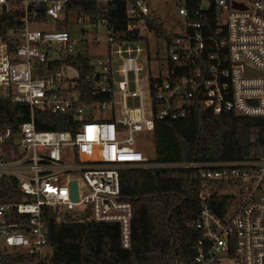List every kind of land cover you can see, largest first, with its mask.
Returning a JSON list of instances; mask_svg holds the SVG:
<instances>
[{
    "label": "built area",
    "instance_id": "2783aa9c",
    "mask_svg": "<svg viewBox=\"0 0 264 264\" xmlns=\"http://www.w3.org/2000/svg\"><path fill=\"white\" fill-rule=\"evenodd\" d=\"M89 1L112 0H0V15L16 3L24 11V26L10 30L7 40L0 38V92L30 108V120L19 126L17 134L0 132V180L17 179L24 196L22 202L0 203V264L6 250L37 257L12 264H49L42 207L56 211L58 222L117 223L122 248H130L132 207L121 199L119 173L127 167L157 166L134 149L133 138L137 132H153L155 120L185 117L196 102L214 114L231 110L264 118V0H164L177 5L184 25L179 33L163 38L165 58L157 52L144 55L154 68L147 69L149 116H144L142 89L128 92V72L134 73L136 85L140 80L135 55L142 53L138 43L143 39H120L105 18L98 19L96 29L106 25L108 43L118 44L114 54L121 59L118 89L124 114L117 120L84 116L86 106H74L76 94L61 77L65 59L75 54L76 45L66 29L33 26L30 16L33 7L43 6L48 19L55 20L66 3ZM121 1L127 4L126 16L138 18L141 38L146 37V23L155 19L148 7L152 0ZM135 27L130 23L127 30ZM108 55L97 64L100 91L112 93L113 57ZM50 63H55L53 70ZM245 66L258 74H245ZM128 94L139 98L140 107L126 109ZM107 103L99 104L106 108ZM35 109L53 114L73 111L80 121L70 131H41L35 127ZM64 148L71 150V161L65 159ZM188 166L198 168L202 181L222 185V194L235 196L233 204L218 214L207 204L214 190L203 182L199 215L190 223L202 234L193 264H264V152L254 159ZM73 181L76 201L71 198ZM12 212L28 215L31 228L9 222Z\"/></svg>",
    "mask_w": 264,
    "mask_h": 264
},
{
    "label": "trees",
    "instance_id": "16d2710c",
    "mask_svg": "<svg viewBox=\"0 0 264 264\" xmlns=\"http://www.w3.org/2000/svg\"><path fill=\"white\" fill-rule=\"evenodd\" d=\"M125 1L107 3H66L55 20H49L44 7H33L30 22L44 29L67 30L68 16L87 18L95 23L105 18L108 26L120 34V39L141 38L137 19L126 16ZM24 11L16 5L0 15V38L7 40L10 30L24 26ZM136 27L127 30V25ZM50 26V27H47ZM148 31L157 39L166 33L156 19H148ZM210 34V31L207 32ZM17 43H12L15 47ZM158 54V51H157ZM67 66H73L77 76L69 84V92L76 94L75 107L110 102L112 93L101 92L100 72L87 57L80 53L67 56ZM55 63L49 64L53 70ZM196 66V65H195ZM192 67V70L195 68ZM30 120L28 105L13 101L0 92V132L10 130L17 134L19 126ZM73 112L53 114L34 110L35 127L41 131H70L79 122ZM157 165L127 167L120 170V196L131 204V245L121 246L120 227L111 222H58L56 211L42 207L41 215L50 249L45 261L49 264H169L181 262L193 264L198 244L202 239L199 230L190 226L201 208L199 192L203 182L214 191L208 199L209 207L218 214L233 204L235 196L221 193L222 185L202 181L198 168L189 163L231 162L254 159L264 152V118L247 117L231 110L214 114L197 102L185 117L155 120L153 130ZM19 181L15 178L0 180V203L22 202ZM65 219V218H64ZM9 222L21 223L31 228L28 215L12 212ZM37 257L24 251L6 250L3 264L32 262Z\"/></svg>",
    "mask_w": 264,
    "mask_h": 264
},
{
    "label": "rangeland",
    "instance_id": "374dc122",
    "mask_svg": "<svg viewBox=\"0 0 264 264\" xmlns=\"http://www.w3.org/2000/svg\"><path fill=\"white\" fill-rule=\"evenodd\" d=\"M151 15L162 26L163 30L168 34L179 33L183 28L184 21L178 14L177 5L172 1L152 0L148 3ZM41 27V26H40ZM50 27V26H47ZM67 32L72 42L76 45L73 53H80L87 57L91 62H94L95 69L101 71V66L97 64L98 60H105L110 53L113 57L111 61L112 68V101L107 103L106 108H101V104L95 103L86 106L84 116H93L95 119H120L124 114V106L122 95L118 89V82L122 80L118 69L121 65V59L115 56L114 51L118 44L107 41V26L102 25L98 29L87 18H77L75 14L68 16ZM147 40H141L138 46L142 49V53L135 55L136 62L141 66L138 72L139 82L136 85L134 82V73L128 72V92L137 91V88L143 91V109L144 116L151 114V100L149 96V84L147 79V69L153 72V66L148 64L144 58L146 53L151 56L158 51L160 58L166 57V43L163 39H157L153 31H147ZM134 48L135 46L132 45ZM77 76V71L73 66H65L61 70V77L65 81H72ZM126 109H134L140 107L138 97H132L130 94L125 98ZM134 149L139 151L141 155L148 161L155 159L153 132L142 131L133 134ZM63 155L67 161L72 160V153L69 148L63 149ZM229 192L234 195L238 194L236 188H229ZM238 197L236 196V202ZM236 204V203H235ZM46 251H50L46 248ZM222 264H232L231 261H226Z\"/></svg>",
    "mask_w": 264,
    "mask_h": 264
},
{
    "label": "water",
    "instance_id": "95a60500",
    "mask_svg": "<svg viewBox=\"0 0 264 264\" xmlns=\"http://www.w3.org/2000/svg\"><path fill=\"white\" fill-rule=\"evenodd\" d=\"M244 73L247 74V75H255V74H258V72H255L251 69H249L248 67H244ZM119 126H122L121 124H119ZM71 198L72 200L76 201L77 199V189H76V182L73 181L71 183Z\"/></svg>",
    "mask_w": 264,
    "mask_h": 264
}]
</instances>
